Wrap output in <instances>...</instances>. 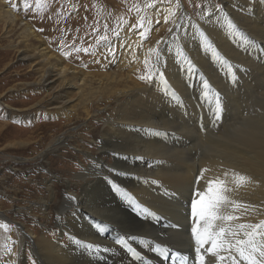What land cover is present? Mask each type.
<instances>
[{
	"label": "bare ground",
	"instance_id": "bare-ground-1",
	"mask_svg": "<svg viewBox=\"0 0 264 264\" xmlns=\"http://www.w3.org/2000/svg\"><path fill=\"white\" fill-rule=\"evenodd\" d=\"M173 2L174 9L164 7L162 13L180 23L176 32L168 23L162 29L169 33H157L146 44L149 33L139 36L131 29L110 43L116 47L112 60L101 58L100 48L93 51L96 59L107 60L93 62L91 70L79 67L84 59L77 67L65 53H54L23 20L22 11L0 0L7 27L18 21L25 26L20 60L31 62L38 88L52 94L47 104H37L40 110L59 121L74 118L79 109L92 119L99 109L103 124L90 132L97 135L92 146L78 150L90 161L77 170L74 181L44 165L51 180L44 182L45 193L33 199L35 205L26 207L27 214L38 212L48 223L36 227L0 211V224L9 226L0 227V264H28L25 249L32 239V264H140L125 246L156 264L164 263L158 255L166 249L176 256H167L169 264H200L201 255L205 264H250V255L264 261V3L207 0L193 10L186 0ZM32 41L40 45L31 50ZM152 52L145 83L140 70L150 64ZM37 115L29 111L22 116L32 120ZM63 140L57 138L56 146ZM54 146L36 160L46 161ZM233 173L250 182L237 187ZM216 178L231 189L227 195L233 203L223 214L235 219L215 221L217 229H230L223 239L231 247L218 250L213 261L211 242L198 246L189 227L202 224L193 205L197 193H207ZM89 244L94 247L88 249Z\"/></svg>",
	"mask_w": 264,
	"mask_h": 264
},
{
	"label": "rangeland",
	"instance_id": "rangeland-1",
	"mask_svg": "<svg viewBox=\"0 0 264 264\" xmlns=\"http://www.w3.org/2000/svg\"><path fill=\"white\" fill-rule=\"evenodd\" d=\"M101 1L103 2L95 0H6L7 4L17 12H23V20L28 22L33 30L46 40V45L54 53L61 55L65 53L70 57L69 63L75 64L77 67L80 63L79 60L84 59L86 62L84 63L87 65L80 63L79 67L91 70L93 62L106 64L107 59L104 58L113 59L111 54L114 55L116 47L113 48L110 43L116 38L117 40L122 39L124 33H129L131 29L139 36L149 33L145 43L151 44L157 33H169V29H162L164 25L171 23L170 27L174 26L171 33L176 32L179 28V22L174 23L175 21H172L170 17H167L166 20V16H163L162 13L165 8L171 11L174 9L173 0H109V6L107 5L108 0ZM193 1H196L198 6L186 0V6L193 10L198 9L202 2H207V0ZM217 4L218 9H222L221 2H217ZM93 11H96L95 14ZM174 13L176 10L172 15ZM14 26L7 27L5 20L0 17V211L12 214L20 222H33L36 227H43L46 221L38 216V212L37 215L32 214L33 216L27 214L29 208L26 205L34 206L35 196L38 197L45 193L44 182L51 180L44 165L55 174L66 177L65 181H68V178L70 181H74L77 170H81L83 165L87 164L86 161H90V158L86 156L87 153L80 155L78 150L82 149V146H92L97 135H92L90 132L93 129H101L103 124L99 121V109L93 111L97 114L93 113L92 119H87L84 110L79 109L74 118H62L59 121L48 115V111L44 113L40 110L37 104L42 102L47 104L52 99V94L49 95L48 92L38 88L40 84L38 74L31 62L20 60V52L24 48L21 39H23L22 34L25 26L19 21ZM92 38L96 39V42H93ZM39 45L36 41L28 44L31 50ZM98 48L102 51L99 56L104 57L103 61L94 57L93 51ZM151 55L150 64L147 67L143 65L140 70L145 77L141 80L145 83L150 81L149 76L155 53L152 52ZM132 62L133 59L130 64ZM33 83L38 84L32 85ZM29 111L38 114L37 118L32 119L33 121L25 120L22 116ZM89 124L90 126H88ZM94 124L100 125L94 126ZM101 125L102 127H100ZM57 138L64 139L63 141L68 144L62 142L61 145L56 146ZM52 145H55V148L49 153L46 161L45 158L36 160L44 152H47L48 155V149ZM85 157L87 158L85 159ZM13 169L17 172H14ZM20 213L22 215H18ZM22 216L24 217L22 218ZM191 226L190 224L189 235H193L192 228L199 225ZM15 230L13 234L16 242L19 232L17 228ZM51 233L52 229L49 231V234ZM191 235L190 238H192ZM31 247L35 248L33 239L30 240L29 247L25 249L28 264H32L31 261H33ZM124 248L132 260L134 259L140 264H156L144 257L138 256L137 258V254L131 247L125 246ZM157 251L159 253V249ZM173 254L171 249L161 251L158 256L163 261L159 262L169 264L168 258L176 260V256ZM179 255L180 253L177 256ZM186 261H189V258Z\"/></svg>",
	"mask_w": 264,
	"mask_h": 264
},
{
	"label": "snow or ice",
	"instance_id": "snow-or-ice-1",
	"mask_svg": "<svg viewBox=\"0 0 264 264\" xmlns=\"http://www.w3.org/2000/svg\"><path fill=\"white\" fill-rule=\"evenodd\" d=\"M260 2L264 3V0H260ZM141 79H145V77H141ZM216 102L218 105H223L222 98L217 93ZM203 171H207L204 169ZM233 180L236 182V186L240 187L248 182H250L249 178L243 175H239L233 173ZM207 193H197L198 200L195 205H193V215L198 217L202 224L197 227L192 228V234L195 238L196 244L198 246H203L209 241L211 242L210 251L213 252V261L216 259L218 250L229 249L231 247L230 243H226L223 239L226 231H230V229H225L224 227H218L215 224V221H230L235 219V217L230 215H224L223 209L226 205L233 203L230 201L227 193L231 191L228 188L226 182L220 178H216L214 181H211L208 185ZM72 199H75L74 197ZM0 227L5 230L9 229V226L6 224H0ZM245 227V226H241ZM246 227L255 228V225H248ZM217 229V230H214ZM250 235V233H246ZM235 235V233H233ZM237 245H242L243 241H237ZM94 246L89 244L87 245L88 249H92ZM243 255V249H237ZM255 250V249H254ZM261 257H264V251L260 252ZM219 260L223 261L225 259L224 256H219ZM250 259V264H264V261H258L254 256L247 257ZM201 264H205V257L203 255L200 256Z\"/></svg>",
	"mask_w": 264,
	"mask_h": 264
}]
</instances>
